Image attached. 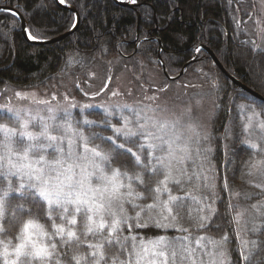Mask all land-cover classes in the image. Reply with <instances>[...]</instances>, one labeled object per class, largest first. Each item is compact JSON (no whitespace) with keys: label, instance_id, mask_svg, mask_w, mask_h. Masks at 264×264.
I'll use <instances>...</instances> for the list:
<instances>
[{"label":"trees","instance_id":"trees-1","mask_svg":"<svg viewBox=\"0 0 264 264\" xmlns=\"http://www.w3.org/2000/svg\"><path fill=\"white\" fill-rule=\"evenodd\" d=\"M2 3L3 0H0V4ZM65 3L76 8L79 14L78 25L69 35L50 43H33L27 40L21 32L18 17L10 11L0 10V99L3 91L8 89L38 88L49 91L55 87L67 86L68 82L76 95L84 96V88L92 84L99 86L98 83L104 81L99 75L103 70H108L112 61L115 65L127 64L134 68L139 63L154 61L162 68V60L167 71L176 74L194 56V49L201 44L211 48L232 75L264 95V50L255 46L253 36L243 28L246 22L244 24L242 19L248 14L240 0H138L134 6L121 5L115 0H65ZM5 4L16 8L22 14L27 27L46 29L40 37L43 39L70 29L68 21L75 20L74 12L59 4L57 0H6ZM152 37H158L162 42L160 58L159 43ZM199 49L195 60L186 65L184 73L179 77L187 73L195 74L212 86L216 100L208 123V140L201 144L202 148H211V151L206 154L207 159L203 162L206 171L201 174L199 182L193 177L191 180L185 179L182 188L175 185L172 188L175 195L183 196L186 192H192L197 197H206L204 202L211 204L217 212L209 222L208 228L198 229L194 225L199 215L196 211L199 206L191 199L185 198L183 208L178 210L179 217L175 227L157 228L150 224L148 227L134 228L131 235L137 237L138 245L141 240L145 245L158 237H165L164 242L168 246L175 243L176 249L171 247L164 251L169 256V264H192L193 260L195 264H199L211 244L205 239L197 245V238L205 236L220 240L227 234L229 242L225 247L231 264H237V261L239 264H264V219L256 221L258 216L255 217L258 226L254 224L255 232H248L251 241H256L254 246L250 244L245 250L246 255L251 254L250 262L240 259L241 241L237 238V225L234 222L229 223L233 220L235 208L228 209L230 194L223 189L225 179L230 185L232 176L242 161L248 163L252 160H264V141L261 140L264 129L261 127L253 141L259 145L260 151H253L243 143L248 140V135H245L241 144H235L230 153H227L225 146L227 127L236 126V123L243 122V119L253 113L264 122V101L234 84L220 71L208 52L204 48ZM116 58L120 60L117 63ZM96 68L101 72H97ZM209 71L212 72L211 75L207 74ZM168 80L167 78L166 81ZM104 84L106 85V81ZM60 115L64 119V114ZM104 116L105 111L99 108L75 109L71 113L72 126L84 135L91 132H99L103 136L112 135L102 124L81 127L85 118L98 122ZM118 120L120 123H117ZM13 122L12 115L0 110V123ZM111 124L116 127L122 124L116 113L111 117ZM94 143L100 144L104 149L108 148V145L102 144L99 139ZM195 148L194 143L193 159L183 165L189 175L200 171L202 157L196 156ZM112 166L118 167L115 163ZM204 175L214 177L215 196L203 187ZM10 179L14 187H18L21 182L16 177ZM3 186L7 187V180ZM255 194H250L249 198L257 199ZM9 196V218L16 204L25 203L26 208L30 206L17 199L18 193L10 192ZM213 200L216 201L214 204ZM127 207L129 215H134L131 207ZM39 216V222L50 230L52 222L45 218L43 210ZM25 218L26 215L21 217ZM56 222L60 223L58 219ZM5 226L8 227L7 224ZM181 227L189 231L182 232L179 230ZM16 231V228H10L0 239H8L14 236ZM129 235L127 226H124L122 236ZM126 244L127 250L121 249L115 242L110 246L106 245V264H114V261L115 264H120L121 261L128 264L132 241L128 240ZM185 248L193 250L191 257L184 258ZM211 250L213 251V247ZM57 251L63 254L66 249L58 247ZM67 251L68 255L62 256V264H71L69 258L74 252L87 253L88 249L84 245L79 249L72 248ZM173 251L177 253L175 259L172 258ZM132 260L134 264L135 258ZM162 260L163 257L160 261ZM0 264H3L2 260ZM52 264H55V259Z\"/></svg>","mask_w":264,"mask_h":264},{"label":"snow or ice","instance_id":"snow-or-ice-1","mask_svg":"<svg viewBox=\"0 0 264 264\" xmlns=\"http://www.w3.org/2000/svg\"><path fill=\"white\" fill-rule=\"evenodd\" d=\"M58 2L63 5L65 0ZM130 2L135 5L138 0ZM16 14L13 12L14 16ZM68 23L72 29L77 26L76 20ZM23 30L27 39L32 41H37L46 32V29H34L32 26ZM16 95L19 97L21 94L17 92ZM39 103L47 105V101ZM117 107L132 111L135 121L121 116L123 123L116 127L111 124V117L115 113L106 108L105 116L100 121L85 118L81 124V127L102 124L105 130L111 131L112 135L109 136L99 132L84 135L78 130H71L72 117L67 109H64V123H58L57 109L51 107L46 109L49 113L47 117L32 115L30 110L8 108L13 121L19 124V130L0 125V236H4L10 228L17 231L8 239H0V260L3 264H52L54 259L55 264H62V256L68 255L67 250L79 249L84 245L88 252H74L69 258L71 264H106L105 246L115 242L121 249L127 250L128 240L132 241L128 264H133V257L134 264H142L147 248L142 240L139 245L136 243L137 237L131 235L132 230L150 224L157 228L175 227L178 210L183 208L185 198L199 206L194 226L198 229L208 228L217 210L204 202L207 198L197 197L192 192L175 195L172 188L173 185L182 188L185 179L195 177L198 182L201 180V174L206 171L203 162L211 151V148H202L201 144L208 140V135H201L199 126L191 123L188 129L192 135L185 139L184 133L177 129L180 121L161 122L130 106ZM188 115L191 118V110ZM255 115L253 113V117ZM30 126L38 128V131H28ZM260 127L264 129V122H260ZM97 139L107 144L108 148L95 144ZM181 140L185 142L180 143ZM261 140L264 141V136ZM192 143L196 145V156L202 157V160L200 171L189 175L186 167L177 166L186 165L193 159ZM243 143L253 151H260L259 145L251 140ZM114 163L118 167H113ZM246 168L247 175L253 172L264 175V160L249 161ZM10 177L21 181L18 187L13 186ZM156 177L160 178L154 179ZM5 180L7 187L3 186ZM203 181V187L215 196L214 177L204 175ZM255 186L264 190V184ZM223 189L230 194L228 209L232 210L235 205L231 203V197L239 193L232 192L227 179ZM10 192L18 193L17 199L30 206L26 208L25 203L16 204L9 218ZM145 200L149 202L141 203ZM215 202L213 200L212 204ZM127 206L131 207L134 215H129ZM42 210L45 218L52 222L50 230L39 222ZM25 215L27 218L21 219ZM242 216V212H237L229 223L234 222L239 229L243 223ZM57 219L60 223L56 222ZM169 220L172 222H162ZM124 226L130 233L127 237L122 236ZM179 230L189 231L182 227ZM237 238H240V231H237ZM205 239L214 250H220V264H231L225 247L229 242L227 234L220 240L201 236L197 238V245ZM165 240V237H158L155 242L149 243L155 246ZM250 244L254 246L256 241L240 242V259L248 262L251 254L246 255L245 250ZM58 247L66 251L60 254ZM140 249H144V253ZM192 252L191 248H185L184 258L191 257ZM152 255L163 257L159 264H169V256L164 251L153 252ZM176 255V251H173L172 258L175 259ZM150 264H157V261L152 260ZM192 264H195L194 260Z\"/></svg>","mask_w":264,"mask_h":264},{"label":"rangeland","instance_id":"rangeland-1","mask_svg":"<svg viewBox=\"0 0 264 264\" xmlns=\"http://www.w3.org/2000/svg\"><path fill=\"white\" fill-rule=\"evenodd\" d=\"M250 1L255 2V13L243 28H245L250 36L259 37L261 45H258V47H264V42L261 41L264 36V31L260 28L262 23H264V0ZM259 2L260 9L257 7ZM259 21L262 22L260 23ZM119 61V59H115L116 63ZM96 71L101 72L98 68H96ZM184 71L185 70H183L182 74ZM211 73L212 72L207 74L211 75ZM169 74L173 76L178 73ZM99 76H101L104 81H100L98 83L99 86L92 84L84 88L82 91L84 96L81 94L76 95L72 88H70L69 82L67 86L64 85L62 88L55 87L49 91L38 88L8 89L3 91V96L0 99V110L7 111L12 115V113L8 111V108H18L30 110L32 115L39 114L47 117L49 113L46 109L51 107L57 109V122L64 123V119L60 115V113L64 114V109H67L71 114L75 109L86 110L99 108L105 111L107 108L116 113L120 119L121 116H123L130 121H135V116L132 111L128 109L121 110L117 107L127 105L133 110L146 112L148 116L155 117L161 122L171 123L180 121L177 129L184 133L185 139L192 135L188 129V125L191 123H196L199 126L201 135L209 132L208 123L216 97L210 83L200 80V77L197 75L187 73L183 77L166 81L167 78L162 68L154 61L153 63H139L136 68L127 64L115 65L112 61L108 70H103ZM105 81L107 87H105ZM101 84H104V86ZM17 92L21 94L19 97L16 95ZM40 101H47V105L40 104ZM189 110L192 111L191 118L188 115ZM121 121L123 123V120ZM260 122L257 116L253 117V115H248V117L243 119V122L240 121L236 123V126L231 125L227 127L228 129L225 133L227 153H230L231 150L234 149V145L238 142L241 144L245 135H248V140L253 142L256 137V132L260 128ZM0 125H6L7 127L19 130V124L16 122L11 124L0 123ZM72 125L71 123V130H75ZM246 125L247 130H245ZM133 126L135 125L133 124ZM27 130L37 132L38 128L30 126ZM50 134L58 135L56 132H51ZM184 142V140L180 141V143ZM65 143H67V141H65ZM193 145L194 143H192L191 147H193ZM80 150L82 151V148ZM246 164V161H242V163L238 165L237 172L232 176V179L230 178L231 184L229 185L232 192L239 193V195L231 197V201L234 202L231 203L235 205V214L237 212L243 213V223L240 225L239 229L236 226L237 231H240V241H251L248 232H255L256 228H254V224H256V227L258 226L256 221L258 219H264V206L260 208L252 207L253 205H264L263 190L255 186L256 184H264V175H260L256 172H253L252 175H247L248 169L246 168ZM177 167L183 168L184 166L178 165ZM257 192H259L258 195L255 194ZM253 193L256 198L258 196L257 199L249 198L250 194ZM245 198L247 202H245ZM257 216L258 218L255 221L254 218ZM151 241L155 242L156 239H152ZM145 247L147 248L146 253H144V249L141 250V252L144 253L142 264H150L152 260H156L157 264H159L161 257H154L152 255L153 252L165 251V249L167 250L171 247L173 249L177 248L175 243H173L172 246H168L166 242L155 244V246L148 243L145 244ZM211 248L212 245L205 250L206 253L202 255L199 264H220L222 259L219 256L220 250L213 249L212 251Z\"/></svg>","mask_w":264,"mask_h":264},{"label":"water","instance_id":"water-1","mask_svg":"<svg viewBox=\"0 0 264 264\" xmlns=\"http://www.w3.org/2000/svg\"><path fill=\"white\" fill-rule=\"evenodd\" d=\"M58 1V0H57ZM117 3L121 4V5H128V6H134V4H132L130 1L128 0H115ZM6 0H3V4H0V10H7V11H10V12H16V16L18 17L19 21H20V28H21V32L22 34L24 35L25 38H27L25 32L23 29L25 28H28L27 27V22H26V19L22 16V14L14 7L12 6H9V5H6L5 4ZM64 6L70 8L74 14H75V20L77 21V25H78V22H79V14L78 12L76 11V8L73 7V6H70L66 3L63 4ZM74 29L70 28L58 35H55V36H52L50 38H39L37 41H32V40H29L33 43H50V42H54V41H57L59 39H62L64 38L65 36L69 35L70 33L73 32ZM154 39H156L159 43V48H158V58H160V52H161V49H162V42L161 40L158 38V37H154ZM197 48H204L209 56L212 58L213 62L216 64V66L220 69V71L226 75L232 82H234L238 87H240L242 90H244L245 92L249 93V94H252L253 96L259 98L260 100L264 101V95H262L260 92L254 90L253 88H251L250 86H248L247 84H245L244 82H242L240 79H238L237 77H235L234 75H232L227 69L226 67L221 63V61L218 59V57L216 56V54L213 52V50L211 48H209L207 45L205 44H201L199 46H197L195 49H194V56L189 59L183 66V68L181 69V71L176 74V75H170L169 72L167 71L166 69V65L163 63L162 60H160V63H161V66H162V71L164 73V75L166 76V78L168 79H175L177 78L178 76L181 75V73L183 72V70H185V65H187L189 62L193 61L196 54H197V51L196 49Z\"/></svg>","mask_w":264,"mask_h":264},{"label":"flooded vegetation","instance_id":"flooded-vegetation-1","mask_svg":"<svg viewBox=\"0 0 264 264\" xmlns=\"http://www.w3.org/2000/svg\"><path fill=\"white\" fill-rule=\"evenodd\" d=\"M241 2H242V6H243V8L246 10V12H247V14H248V16L246 17V18H243L242 20L244 21V24H245V22H246V24H247V21L251 18V16L255 13V2L254 1H250V0H240ZM257 3H258V1H257ZM3 4V3H2ZM257 7L260 9V2H259V4L257 5ZM260 20H262V19H260ZM260 23L262 22V21H259ZM242 22L240 21V24H241ZM260 28H262L263 29V31H264V23H262V25L260 26ZM261 29V30H262ZM260 36V35H259ZM261 37V36H260ZM262 42H264V36H263V39L261 40ZM253 42H254V44H255V46L256 47H258V45H261L260 44V38L259 37H253ZM263 46H264V44H263ZM258 48H260V49H263L264 50V47H258Z\"/></svg>","mask_w":264,"mask_h":264}]
</instances>
